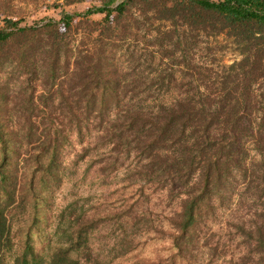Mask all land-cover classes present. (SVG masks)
I'll use <instances>...</instances> for the list:
<instances>
[{
	"label": "trees",
	"instance_id": "16d2710c",
	"mask_svg": "<svg viewBox=\"0 0 264 264\" xmlns=\"http://www.w3.org/2000/svg\"><path fill=\"white\" fill-rule=\"evenodd\" d=\"M132 2L154 27L148 62L138 71L127 53V75L105 37L130 34L121 21ZM112 13L115 28L101 25L98 44L73 38L74 16L103 14L101 24ZM1 22L0 264H111L133 252L122 242L101 255L89 241L101 221L135 225L132 204L102 215L74 200L39 226L40 207L70 176L63 152L73 136L81 145L70 165L87 160L83 171L105 177L128 160L140 194L148 184L175 199L170 231L158 227L170 253L135 264H264V0H104L57 19ZM201 37L239 57L187 60ZM154 54L179 76L151 65Z\"/></svg>",
	"mask_w": 264,
	"mask_h": 264
},
{
	"label": "rangeland",
	"instance_id": "374dc122",
	"mask_svg": "<svg viewBox=\"0 0 264 264\" xmlns=\"http://www.w3.org/2000/svg\"><path fill=\"white\" fill-rule=\"evenodd\" d=\"M102 1L104 0H0V25L3 17H22L26 24L40 21L44 17L57 19L61 10L69 13H78L86 7L100 4ZM166 1L171 3L177 0ZM139 7L140 5L136 4V2L130 3L128 10L122 16L121 22L123 28L125 31H128L130 28V34L128 36H124V38L119 37L118 39L117 36L115 37L117 33L111 31L107 32L108 35L105 37V46L107 47V51H109L108 54L114 61L117 59L119 70L121 73L127 75L129 69L125 55L132 51L134 55L139 56L138 60L140 65L138 62L134 63V65L140 71L142 66L145 65L144 63L148 62L150 57H147V53L152 49L148 41L151 40L149 34H151L152 27L154 26L149 25L150 20L141 18L139 14L141 8L139 9ZM102 16L103 14L83 18L74 16L72 18V24L76 28V33L73 38L85 39L88 42L90 41V43L98 44L101 25L115 28L114 24H111L114 13L110 15L111 20L99 24L98 22L102 20ZM131 17H136L137 19L133 20ZM152 23L156 25L158 22L153 21ZM76 43L75 40H72L69 48H75ZM196 43V47L190 49L187 47L191 45L186 47L187 60L188 57H191L192 53H194L196 57L194 59L197 62L215 57V61L230 63L239 57L231 47L219 49L215 45V41L211 38L206 39L205 37H201ZM82 44L85 43L83 42ZM154 56L155 59L151 62V65L157 63L159 68H164L170 72L173 70L172 75L175 77L179 76L178 72L175 71L177 68L170 64V59L160 58L157 54H154ZM9 83V93L14 94L17 91L16 83ZM88 137L86 136L84 138V143L88 141ZM72 139L70 145L67 146L68 149L66 148L67 150L63 152L64 157H66L67 170L70 172V176L62 179L61 184L53 191L46 205L40 207L41 220L39 226L44 230L45 227L48 229L49 227L45 216L55 214L59 208L74 200L83 204L87 212L91 211L96 214V210L102 215L105 212L121 213L129 204H132L134 215L138 216L135 225L129 227L120 226L118 221H114V218L101 221L90 235V245L95 251H99L101 255H113L119 249H115L118 243L125 242L134 246L132 253L127 254L119 260H114L111 264H135L137 261L148 263L158 259H164L170 253V239L166 234L161 235L158 227L161 226L165 231H170L169 226L165 223L167 221L166 217L176 207L175 199H169L166 193L160 190H154L153 186L148 184H146V187H144L140 194L139 185L142 182L138 180L132 181L125 177L123 167L128 160L124 161L122 167L105 177L95 174L93 171L94 166L86 172L83 171L87 160L80 161L75 166L70 165L69 160L81 145L76 141L75 136ZM106 149L103 146L94 148L89 154L94 156L99 151L102 152ZM250 153L253 154V152ZM142 210L146 213H144V217L147 219V225L143 224L145 220H142L138 215ZM31 230L32 238L35 240L37 233H35L34 228ZM35 245L37 244L35 243ZM14 248L16 247L14 246Z\"/></svg>",
	"mask_w": 264,
	"mask_h": 264
}]
</instances>
